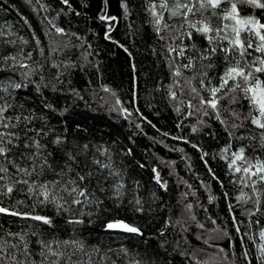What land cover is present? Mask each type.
Returning <instances> with one entry per match:
<instances>
[{"label": "trees", "instance_id": "1", "mask_svg": "<svg viewBox=\"0 0 264 264\" xmlns=\"http://www.w3.org/2000/svg\"><path fill=\"white\" fill-rule=\"evenodd\" d=\"M122 2L69 0L70 11L62 0H0V105H11L4 115L16 124L0 131L19 136L10 158L21 167L31 170V162L21 159V154L35 151L24 147L32 140L46 146L43 152L51 153L52 165L41 168L42 161L37 159L36 170L29 176L4 161L8 171L0 173L5 177L0 184L12 186L13 192L0 193V201L9 207L24 201L19 208L27 210V205L41 198L40 184L61 179L56 173L64 168L67 153L74 155L76 162L71 163L72 171L64 168L66 178H74L78 172L91 173L85 183L101 201L99 205L72 206L73 212L58 213L51 205L38 207L34 214L51 217L52 227L0 214V235H24L28 257L20 251L23 243L19 239L5 236L18 245L16 255L22 264H40L38 240L72 239L84 245L83 252L68 249L76 251L73 259L87 261L90 256L92 264H260L257 245L264 244L258 235L264 229V184L258 182L255 193L245 186L243 173L228 168L230 154L224 159L221 150L231 143L232 151L244 147L245 156L252 161L264 160L259 145L261 130L243 121V127L229 129L235 132L230 137L214 116L188 107L192 97L185 81L197 77L192 83L199 88V74L212 64L208 78L217 85V77L226 67L222 54L201 59L209 44L194 31L191 40L183 35L184 29L174 32L175 39L160 40L147 11L150 0H126L127 13ZM104 14L117 19L101 21L99 16ZM241 15H255L264 22V10L245 7ZM164 20L179 28L180 21L169 19L167 12ZM109 23L113 26L111 38L106 39ZM57 27L64 32L57 33ZM166 44L186 46L185 56L173 53L169 57ZM189 57L193 67L181 68L182 76L174 77L169 67L172 59L179 67L187 64ZM104 87L115 97L105 93ZM170 89L177 93L175 100ZM201 94L207 97V93ZM116 98L131 116L126 118L116 110ZM238 110L246 113L247 101L241 100ZM190 111L194 114L188 116ZM193 127L198 130L193 132ZM36 130L42 133L37 135ZM241 136L244 139H238ZM57 137L64 142L53 143ZM203 153L208 155L201 159ZM96 159L111 168H99L93 163ZM22 180L28 184L17 183ZM118 183L123 184L119 197L114 187ZM100 185L103 192L97 190ZM242 194L244 199L238 200ZM257 199L259 203H255ZM74 219L84 222L68 223ZM119 219L139 227L142 235L105 229L107 222Z\"/></svg>", "mask_w": 264, "mask_h": 264}, {"label": "snow or ice", "instance_id": "2", "mask_svg": "<svg viewBox=\"0 0 264 264\" xmlns=\"http://www.w3.org/2000/svg\"><path fill=\"white\" fill-rule=\"evenodd\" d=\"M64 5H67L71 11V5L69 0H62ZM122 7L127 13L128 4L126 0H123ZM248 7L250 9L264 10V0H150L147 11L152 17L151 23L155 29L156 34L160 40L167 41L168 39H175L174 32L179 29H184L183 35H186L189 40L193 37V31L203 36L209 44V47L203 50L201 59H211L213 55L222 54V59L225 62L226 67L222 74L217 79L219 83L217 85L212 84V80L208 78V70L213 65L208 64L204 66V69L199 74V88H197L192 81L197 79L193 77L185 81L191 99L188 101V107L195 112H201L204 116L212 115L222 125L225 126V130L228 131L229 136L235 135L234 131L240 127H243V121H249L251 125L260 129L259 145L261 149H264V22L255 15H241V9ZM167 12L169 19L176 18L180 21L179 28L176 25H170L164 20V13ZM198 17V19H194ZM101 21H116V17L108 16L107 14L99 16ZM216 21L217 23H213ZM112 24L109 23L105 32V38L110 39V33L112 31ZM57 33H63L64 29L57 27L55 29ZM164 33V34H161ZM226 41V46L221 43ZM215 45V46H213ZM194 47V45H193ZM186 46H173L166 44V52L171 57L173 53L178 57H184L186 53ZM127 51V49H125ZM254 53L259 55H254ZM27 58H31V54H28ZM4 59L16 60L15 57H6ZM20 67L28 68L27 64H20ZM169 67L173 69L172 75L174 77L182 76L181 68L191 69L193 67V58H188L187 64H182L179 67L175 66V61L169 64ZM27 76L28 74L25 73ZM207 80V83L205 81ZM178 83V82H177ZM11 87L20 88V84H11ZM7 92V88L3 89ZM105 93H111V90L107 87L103 88ZM201 93H207V97ZM170 97L175 100L177 93L169 90ZM115 97V93H111ZM135 98V97H134ZM3 97H0L2 100ZM241 100L247 101L248 111L241 113L238 110V106H241ZM195 101V102H194ZM11 105H0V129H8L10 127H16V124L11 123L12 118L7 117L4 114L7 112ZM114 107L121 112L127 118L131 116V112L127 108L122 107V102L119 98L114 101ZM177 113L181 111L179 107L176 108ZM139 112V109H137ZM188 116L193 115L192 111L187 113ZM141 118L146 120L141 113ZM222 115L227 119H222ZM17 121L20 117L15 118ZM229 120L231 124L229 125ZM236 121H241L237 123ZM149 123H151L149 121ZM203 123V121H201ZM179 127V125H178ZM198 129L192 128L193 132ZM31 131V130H30ZM37 135L42 133V130H36ZM167 135V134H165ZM31 139V138H27ZM175 139H181L175 137ZM238 139H244L243 136ZM19 140L14 132L0 131V173H6L8 168L5 166L4 161L8 165H11L16 169L18 173H24L25 175H32L35 172L37 159L41 160L39 165L41 168H52L49 163V157L51 153L44 154L43 149L46 146L41 145L38 140H32L31 143H25V148H35L30 155L21 154V159H27L31 162V170L29 168L21 167L15 160L10 158L12 149L18 147L15 141ZM64 139L57 137L53 143L62 144ZM187 142V141H185ZM196 148V145H192ZM84 149L88 148V145L83 146ZM232 145L229 143L225 148L221 150L222 158L229 159L228 168L235 173H243L241 181L245 186L252 188L253 192H256V184H264V160L255 159L252 161L245 156V148L240 147L236 151H232ZM99 151V149H98ZM208 153H203L201 159L207 156ZM66 163L64 168L68 171H72L71 163L76 162V157L71 153L66 154ZM239 162V163H238ZM99 168H111L110 164H105L101 160L96 159L93 161ZM207 164V161H205ZM61 168L59 175L60 180H53L51 182L42 183L39 185V196L41 197L37 201H34L31 205H27V210H21L19 205H23L24 201H17L15 204L9 206H3L0 201V214L10 215L14 217H20L22 219H30L33 221L42 222L43 225L53 226V219L46 215L34 214L36 209L43 208L44 206H54L58 213L61 212H73L72 206H85V205H99L101 201L95 195L93 190L85 183L89 180L91 173L81 174L76 173L74 178L67 179V173ZM55 172V170L53 169ZM211 172V169H209ZM110 175H119V173H109ZM214 176V174H213ZM256 179H253V178ZM215 178V177H214ZM5 177L0 175V181H3ZM157 180L159 176L157 174ZM251 182V183H249ZM27 185L28 180L17 181ZM166 187V185H164ZM115 195L117 197L122 195L121 189L122 183L114 185ZM30 192L33 188L29 186ZM103 192V185H100L97 189ZM13 192L12 186H5L0 184V193L9 194ZM214 197H209V200H213ZM238 200L244 199V194L237 197ZM252 198L249 197V200ZM137 204L140 202L137 200ZM247 203V201H245ZM255 203H259L257 199ZM191 209V205L187 206ZM138 211L141 209H137ZM259 210V209H257ZM245 211H248L247 209ZM91 212L83 213L81 215H91ZM251 214V213H249ZM235 223L236 218L233 217ZM84 221L80 219L69 220L68 223L82 224ZM258 223V221H257ZM108 230H117L125 233L140 234L139 227L131 225L123 220L109 221L105 225ZM237 233L240 232V228L236 227ZM35 234V233H33ZM259 239L264 241V229L259 231ZM7 237H15L23 243V248L20 249L25 257H28V244L24 240V235L21 233L7 232L0 235V264H22V261L17 259L16 250H18L17 244L9 243ZM40 245L41 250L38 255L42 258L40 264H92L91 257L87 261H84L82 257L73 259L76 255V251L69 252L68 249L72 248L83 252L84 245L75 240H54L51 242H45L38 240L36 242ZM257 249L259 252L258 259L260 264H264V244H258ZM93 251H99L94 249ZM122 251H126L122 249ZM248 253H243L244 258L247 260ZM28 264H36L35 261H29ZM114 264V262H113ZM139 264V261L135 262Z\"/></svg>", "mask_w": 264, "mask_h": 264}, {"label": "water", "instance_id": "3", "mask_svg": "<svg viewBox=\"0 0 264 264\" xmlns=\"http://www.w3.org/2000/svg\"><path fill=\"white\" fill-rule=\"evenodd\" d=\"M233 218V217H232ZM120 220V219H119ZM114 221V220H113ZM124 221V220H123ZM126 222V221H125ZM108 223V222H107ZM106 223V224H107ZM128 223V222H127ZM236 224V223H235ZM105 229H106V227H105ZM106 230H108V229H106ZM109 231H116V232H122V231H117V230H109ZM122 233H125V232H122ZM127 234H135V233H127ZM137 235H140V234H137Z\"/></svg>", "mask_w": 264, "mask_h": 264}, {"label": "rangeland", "instance_id": "4", "mask_svg": "<svg viewBox=\"0 0 264 264\" xmlns=\"http://www.w3.org/2000/svg\"><path fill=\"white\" fill-rule=\"evenodd\" d=\"M254 55H259V54L254 53Z\"/></svg>", "mask_w": 264, "mask_h": 264}]
</instances>
